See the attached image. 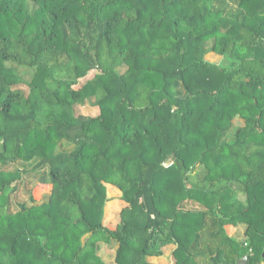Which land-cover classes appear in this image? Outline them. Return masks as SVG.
Returning <instances> with one entry per match:
<instances>
[{
    "label": "trees",
    "instance_id": "16d2710c",
    "mask_svg": "<svg viewBox=\"0 0 264 264\" xmlns=\"http://www.w3.org/2000/svg\"><path fill=\"white\" fill-rule=\"evenodd\" d=\"M100 241L264 263V0H0V264H106Z\"/></svg>",
    "mask_w": 264,
    "mask_h": 264
},
{
    "label": "rangeland",
    "instance_id": "374dc122",
    "mask_svg": "<svg viewBox=\"0 0 264 264\" xmlns=\"http://www.w3.org/2000/svg\"><path fill=\"white\" fill-rule=\"evenodd\" d=\"M214 55H217L212 53ZM220 55V54H218ZM217 55V56H218ZM216 57H212V55L209 53L204 55V59L207 61H212L215 59H219ZM221 56V55H220ZM220 63L222 65H227L229 63V60L226 56H221ZM125 70L124 68L119 69L118 73H123ZM91 75V74H89ZM49 111L53 112L51 108H47ZM74 112L76 115H87V114H96L98 112V107H96L93 104V101H86L85 104L78 105L76 104L74 106ZM234 125L238 126L242 124V120L235 116L233 118ZM48 188L39 186L38 184L33 187V195L37 201H41L47 192ZM118 190L110 185L106 184V197L107 200L104 203V213H103V220L102 222L109 228L114 229L117 225V223L120 221L121 217L119 215L121 209L125 206V203H123L120 199V196L117 195ZM24 197H26L25 194L18 193L17 194V200H21ZM227 233L232 236L236 241H243L244 239V229L245 224L242 222H238L236 226L226 224L225 226ZM99 250L98 253L101 255V258L106 264H117L114 260V251H115V244H109L104 242H99ZM175 245L173 244H165L160 246L161 254L159 256H148L146 258V261L149 263H155V264H173L175 261V257L172 254V250L174 249ZM264 264V263H261Z\"/></svg>",
    "mask_w": 264,
    "mask_h": 264
},
{
    "label": "crops",
    "instance_id": "0c3cea01",
    "mask_svg": "<svg viewBox=\"0 0 264 264\" xmlns=\"http://www.w3.org/2000/svg\"><path fill=\"white\" fill-rule=\"evenodd\" d=\"M212 53H214V52H210V54L212 55V57H216V56L218 55V54H217V55H214V54H212ZM215 54H216V53H215ZM221 56H222V55H221ZM221 56L218 55L217 58H219V59H215V60H213V62L216 63V64H222V63H220V60H221V58H222ZM211 62H212V61H211ZM117 195L120 196V191L117 192ZM121 201H122V200H121ZM122 202H123V201H122ZM123 203H124V202H123Z\"/></svg>",
    "mask_w": 264,
    "mask_h": 264
},
{
    "label": "water",
    "instance_id": "95a60500",
    "mask_svg": "<svg viewBox=\"0 0 264 264\" xmlns=\"http://www.w3.org/2000/svg\"><path fill=\"white\" fill-rule=\"evenodd\" d=\"M262 258L264 259V251L262 252ZM245 261H246V257L245 256L242 257L241 259H239V262H241V263H245Z\"/></svg>",
    "mask_w": 264,
    "mask_h": 264
}]
</instances>
